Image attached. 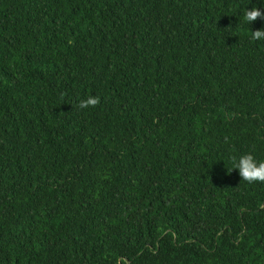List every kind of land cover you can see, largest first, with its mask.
<instances>
[{
    "label": "trees",
    "instance_id": "trees-1",
    "mask_svg": "<svg viewBox=\"0 0 264 264\" xmlns=\"http://www.w3.org/2000/svg\"><path fill=\"white\" fill-rule=\"evenodd\" d=\"M251 7L0 0V264H264Z\"/></svg>",
    "mask_w": 264,
    "mask_h": 264
},
{
    "label": "clouds",
    "instance_id": "clouds-1",
    "mask_svg": "<svg viewBox=\"0 0 264 264\" xmlns=\"http://www.w3.org/2000/svg\"><path fill=\"white\" fill-rule=\"evenodd\" d=\"M257 18L264 20V9L251 7L250 10L248 8L243 11L241 23L251 25ZM251 39L254 41H264V28L251 32ZM97 103V98L86 96L79 101L78 107L86 109L95 106ZM229 163L231 171L233 169L237 170L242 180L248 183L264 182V160L257 159L253 154L245 153L238 156H230Z\"/></svg>",
    "mask_w": 264,
    "mask_h": 264
}]
</instances>
